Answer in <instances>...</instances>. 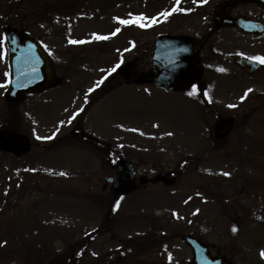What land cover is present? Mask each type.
Segmentation results:
<instances>
[{
	"label": "rangeland",
	"instance_id": "1",
	"mask_svg": "<svg viewBox=\"0 0 264 264\" xmlns=\"http://www.w3.org/2000/svg\"><path fill=\"white\" fill-rule=\"evenodd\" d=\"M18 1L0 0V132L7 129L8 120H17L13 125L31 146L19 153L0 151V264H49L63 255L68 264H75L77 246L85 253L79 264H192L191 249L184 241L188 234L199 237L213 255L227 254L232 263L264 264L260 255L264 250L263 128L255 124L250 129L242 121L256 120L251 116L264 95H247L245 101L241 92L224 95L230 98L219 111L238 115L239 124L227 142L211 149L208 130L214 114L205 113L202 126L188 96L152 84L123 87L111 80L110 70L135 53L143 58L141 67L149 68L146 46L165 26L158 21L148 26L149 3L152 13L160 14L156 12L168 2L132 0L126 8L129 0H90L86 10L95 14L91 17L89 12L72 16L55 11L61 0H23V6L30 8L24 14L15 9ZM123 10L133 12L134 19L143 17L141 23L150 28L137 24L128 32H110V16ZM97 11L102 22L96 19L102 18ZM182 18L183 26L175 32H201L187 29V15L176 16ZM6 20L47 46L55 70L63 77L55 88L18 104L6 100L7 88L1 86L7 76L2 28ZM176 23L169 24V30H176ZM130 37L135 43L129 50ZM250 50L264 53V42ZM255 82L264 91V77ZM228 83L220 79L215 86ZM101 85L105 96L112 94L99 105L92 103L85 120H80L83 102ZM13 111L16 117L8 118ZM77 122L112 143L135 165L139 176L152 178L159 171L181 168L191 156L193 160L174 185L148 183L118 199L110 210L113 224L100 230L112 200L111 189L103 186L113 171L104 156L72 138ZM209 148L212 152L202 156ZM233 225L239 226L236 235L231 234ZM154 232L161 235L154 239L164 238L162 244L135 256L122 253L129 239L137 241ZM70 249L74 252L68 255Z\"/></svg>",
	"mask_w": 264,
	"mask_h": 264
},
{
	"label": "flooded vegetation",
	"instance_id": "2",
	"mask_svg": "<svg viewBox=\"0 0 264 264\" xmlns=\"http://www.w3.org/2000/svg\"><path fill=\"white\" fill-rule=\"evenodd\" d=\"M131 1L129 0L128 2L130 6ZM177 8L180 10L174 11ZM164 12H168L170 15L167 17L162 15L160 23L165 24V26L161 28V31L177 33L175 31H178L179 27L183 26L181 23L184 22L183 18L176 19L177 15H182V17L187 15V27H189L187 29L195 31L201 29L200 33L197 31L195 34L190 35L201 36L195 42L194 47L195 49H200L202 62L205 65V74H208L211 80V76H235L237 74L245 79H253L255 77V75H248L233 60L225 58L227 55H237L250 59L256 53L250 49L255 45L257 39H264V0H177L176 8H166ZM240 18L256 22L258 24L257 29H262V32L260 34L246 33L231 22L227 24L228 20H238ZM173 22H177V29L174 28L176 29L174 31L169 30V24ZM145 53V57L149 59V46H146ZM134 58H138L137 62L130 68L129 79L128 81L126 80L130 85L135 83L136 78H141V72L150 69L146 70L141 67L143 58L136 53ZM262 70H264V63H262ZM118 83L119 85L122 84L120 80ZM193 88L194 86L185 92H193ZM221 92V89L209 88L208 86L203 88L195 87L193 95L201 96L208 109L211 112H216L221 105L219 97L223 95ZM71 134H73L72 137L82 140H86L88 137L85 131L78 127L72 129Z\"/></svg>",
	"mask_w": 264,
	"mask_h": 264
},
{
	"label": "water",
	"instance_id": "3",
	"mask_svg": "<svg viewBox=\"0 0 264 264\" xmlns=\"http://www.w3.org/2000/svg\"><path fill=\"white\" fill-rule=\"evenodd\" d=\"M6 37L11 49V84L7 97L11 100H18L26 92H36L55 85L58 78L55 76L52 61L44 49L32 38L20 36L9 24L5 25ZM187 36H165L157 38L154 48V61L157 66L156 84L168 90L178 89L187 86L196 74L197 62L186 47L191 44ZM233 127V121L228 120L220 123L216 128L217 135L227 136ZM0 148L16 150L18 141L26 142L25 138L13 134L0 135ZM118 170L126 172L125 180H118L114 188L118 191L130 188V180L133 176L131 165L121 164ZM163 181L171 183L169 173L165 174ZM108 181H112L109 178ZM194 251V264H224L225 256L212 258L207 247L194 238L188 237Z\"/></svg>",
	"mask_w": 264,
	"mask_h": 264
},
{
	"label": "snow or ice",
	"instance_id": "4",
	"mask_svg": "<svg viewBox=\"0 0 264 264\" xmlns=\"http://www.w3.org/2000/svg\"><path fill=\"white\" fill-rule=\"evenodd\" d=\"M180 9H174V11H179ZM161 15L167 17L168 15H170V13L168 12H164L162 13ZM144 19L143 17H138L137 19L135 20H132V21H129V20H122L121 23H124V24H129V23H135V24H139L141 27H145L146 25L141 23V20ZM116 31H120L119 29H116ZM113 35H115V33H113ZM108 37L106 36H97L96 39H107ZM72 43H78V41H72ZM250 59H255V60H259L261 63H264V57H250ZM119 65H116L115 67H113L110 71L111 72H115L116 71V68H118ZM103 81H101L100 83H102ZM252 89H248L247 92H251ZM195 92V86L193 88V92L189 93V95H193ZM247 92L245 93V95H247ZM241 99H244V97H241ZM61 123H63V121H61ZM223 175L225 176H229L230 173L228 172H224ZM117 207H119V203L117 202ZM233 231H236V228H233ZM6 243V242H5ZM260 255L262 258H264V250H261L260 252ZM169 259H171V257H169Z\"/></svg>",
	"mask_w": 264,
	"mask_h": 264
},
{
	"label": "trees",
	"instance_id": "5",
	"mask_svg": "<svg viewBox=\"0 0 264 264\" xmlns=\"http://www.w3.org/2000/svg\"><path fill=\"white\" fill-rule=\"evenodd\" d=\"M68 255H69V252L67 253ZM62 257L65 259V255H63V256H61V257H57V258H55L51 263H49V264H68L67 262H66V260H64V259H62ZM73 258H76V256H74ZM78 258H80V257H78ZM76 262H77V258L75 259V264H76Z\"/></svg>",
	"mask_w": 264,
	"mask_h": 264
}]
</instances>
